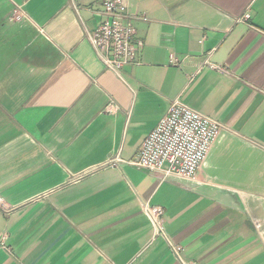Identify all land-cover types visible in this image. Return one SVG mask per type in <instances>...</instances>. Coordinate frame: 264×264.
Returning <instances> with one entry per match:
<instances>
[{
	"label": "crops",
	"instance_id": "1",
	"mask_svg": "<svg viewBox=\"0 0 264 264\" xmlns=\"http://www.w3.org/2000/svg\"><path fill=\"white\" fill-rule=\"evenodd\" d=\"M102 1L0 0V264H264V0H125L119 74ZM175 99L221 124L193 181L128 163Z\"/></svg>",
	"mask_w": 264,
	"mask_h": 264
},
{
	"label": "built area",
	"instance_id": "2",
	"mask_svg": "<svg viewBox=\"0 0 264 264\" xmlns=\"http://www.w3.org/2000/svg\"><path fill=\"white\" fill-rule=\"evenodd\" d=\"M102 6L103 19L87 36L105 67L119 74L126 64L136 62L138 51L143 45V41L136 37L132 20L146 17L131 14L125 0H103ZM171 60L176 62L173 55ZM220 128L221 124L215 119L175 99L166 115L149 132L137 154L128 163L161 173L163 179L193 181L198 168L217 139ZM143 210L154 232L166 239L172 251L183 262L181 247L174 245L166 234L163 209L145 203Z\"/></svg>",
	"mask_w": 264,
	"mask_h": 264
}]
</instances>
